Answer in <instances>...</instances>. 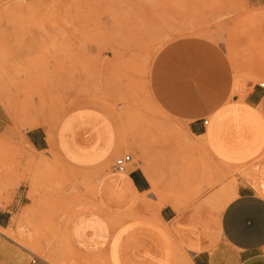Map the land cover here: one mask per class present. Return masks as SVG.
Wrapping results in <instances>:
<instances>
[{
	"label": "rangeland",
	"instance_id": "obj_1",
	"mask_svg": "<svg viewBox=\"0 0 264 264\" xmlns=\"http://www.w3.org/2000/svg\"><path fill=\"white\" fill-rule=\"evenodd\" d=\"M0 28L22 33L6 53H28L23 67L11 68L15 77L23 75L11 84L23 98L8 100L13 131L0 135V210L10 212L1 217L10 216L14 227L0 232L29 260L109 264L107 257H89L68 242V224L89 209L95 179L53 149L37 153L24 144L22 132L37 117L53 125L74 110L94 109L120 134L122 124L141 120L143 139L149 135L144 126L153 124L154 152L143 147L137 155L124 154L133 156L130 167L140 162L148 177L153 168L158 182L196 176L190 194L181 196L185 201L214 191L220 182H253L257 165L220 173L216 183L209 179L217 169L185 137L170 110L186 105L208 113L232 97L235 75L264 84V0H0ZM258 108L264 117V97ZM214 117L205 138L227 156H247L261 147L257 118L234 117L249 139L236 149L227 117L213 124ZM151 155L162 162L150 164ZM258 190L264 195L263 183Z\"/></svg>",
	"mask_w": 264,
	"mask_h": 264
},
{
	"label": "crops",
	"instance_id": "obj_2",
	"mask_svg": "<svg viewBox=\"0 0 264 264\" xmlns=\"http://www.w3.org/2000/svg\"><path fill=\"white\" fill-rule=\"evenodd\" d=\"M20 31L0 28V135L13 131L14 114L9 111L8 100L23 98L18 94L19 87L16 90L11 85L19 84L23 75L15 77L11 68L23 67L28 53L3 50L20 40ZM230 89L232 97L206 114L201 108L186 105L171 109L170 114L180 121L177 126L185 137L200 146L217 169L209 179L216 183L222 181L220 173L238 169L248 172L257 165L254 180L249 183L238 179L236 185L229 181L222 187L220 182L214 191L189 201L181 196L190 194V182L197 179L194 175L167 176L158 182L153 168L148 177L140 162L130 167L132 155L124 173L114 169L115 160L126 152L132 150L137 155L143 147L154 152L157 145L153 124L144 126L149 135L143 139L141 120L122 124L120 134L106 115L89 108L74 110L53 125L35 118L22 132L24 144L37 153L53 149L66 163L95 179L89 209L68 224V242L89 257H107L109 264H264V195L258 190L264 184V137L261 147L247 156L237 152L227 156L205 138L213 116V124L227 117L224 121H228L229 137L237 139L236 149L249 139L234 117L257 118L262 123L257 130L264 133V117L258 108L263 89L239 80V75L231 80ZM229 104L237 107H226ZM81 110L88 113L81 114ZM150 158V164L162 162L157 156ZM229 183L234 188L229 185L226 189ZM9 213L0 210V230L14 229L10 216L6 215V220L1 217ZM24 242L40 243L30 239ZM15 244L0 232V264H43L34 256L29 260L30 255Z\"/></svg>",
	"mask_w": 264,
	"mask_h": 264
},
{
	"label": "built area",
	"instance_id": "obj_3",
	"mask_svg": "<svg viewBox=\"0 0 264 264\" xmlns=\"http://www.w3.org/2000/svg\"><path fill=\"white\" fill-rule=\"evenodd\" d=\"M260 88H264V84L259 85ZM205 123V121H204ZM131 163L130 155H123L115 160L114 169L119 173H124L128 165ZM262 255L264 256V245L262 247ZM34 262V261H33Z\"/></svg>",
	"mask_w": 264,
	"mask_h": 264
},
{
	"label": "bare ground",
	"instance_id": "obj_4",
	"mask_svg": "<svg viewBox=\"0 0 264 264\" xmlns=\"http://www.w3.org/2000/svg\"><path fill=\"white\" fill-rule=\"evenodd\" d=\"M19 245V244H18ZM21 247V245H19ZM35 257V256H34ZM53 259V258H52ZM54 260V259H53ZM51 261V260H50Z\"/></svg>",
	"mask_w": 264,
	"mask_h": 264
}]
</instances>
